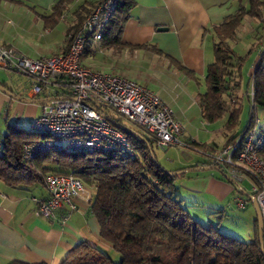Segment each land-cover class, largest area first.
<instances>
[{
	"label": "trees",
	"instance_id": "16d2710c",
	"mask_svg": "<svg viewBox=\"0 0 264 264\" xmlns=\"http://www.w3.org/2000/svg\"><path fill=\"white\" fill-rule=\"evenodd\" d=\"M71 1L59 0L54 4L52 13L43 17L45 22H55L56 17ZM247 2L248 8L239 6L235 13L214 27V61L207 66L204 77L206 88L198 96V105L205 122L213 123L225 113L228 115L224 122L225 140L219 148L249 129L254 124L253 117L257 108H264L262 50L253 70L247 76V89L249 90L251 83L253 88L252 99L248 94L246 96L249 104L248 119L244 128L235 132L242 112V97L238 93H232V89L239 88L243 64L257 45L240 56L229 42L236 39V30L245 16L260 21L264 17V0ZM134 4L135 0H117L100 41L104 40L106 44L120 42V34ZM84 11L85 8L80 9L78 21L68 30L69 36L82 24L88 13L87 11L82 15ZM69 42L68 38L66 51ZM234 75L238 77V81L230 87ZM0 87L4 89V86ZM94 107L126 136L128 148L117 146L110 151L96 153L42 152L25 161L21 155L22 145L26 142H38L43 139L42 135L8 124L7 132L1 140L0 181L5 185L21 187L34 183L43 184L45 175L57 173L72 174L87 186L95 187L89 213L97 220L101 239L111 245V251L118 254L119 260L115 262L106 254L110 249L104 250L83 241L74 247L61 264H264V255L261 254L258 243L256 219L254 240L246 242L222 231L220 226L224 210L209 211L204 220H200L191 211V204L178 194L177 180L181 175L211 166L204 165L207 162L204 157L193 166L166 169L157 161L153 138L142 127L136 125L137 130L127 129L111 120L105 113L104 106ZM258 130L264 134L259 124ZM190 143L196 149V143ZM200 147L213 152L219 149L214 144L207 147L201 144ZM259 155L264 159V147ZM224 176L231 182L225 173ZM215 214H218L217 222L210 218ZM6 264L29 263L11 260Z\"/></svg>",
	"mask_w": 264,
	"mask_h": 264
},
{
	"label": "crops",
	"instance_id": "0c3cea01",
	"mask_svg": "<svg viewBox=\"0 0 264 264\" xmlns=\"http://www.w3.org/2000/svg\"><path fill=\"white\" fill-rule=\"evenodd\" d=\"M58 1L0 0V45L12 46L29 57L64 54L68 30L78 21L80 9L85 8L84 15L96 0H72L56 21L49 24L43 17L52 13V7ZM239 6L248 8L247 0H135L120 34V42L106 44L103 40L88 43L80 56V64L93 71L104 70L127 77L158 94L184 127L180 139L183 136V141L196 143L197 150L188 151L200 153L202 161L203 153L213 151L197 145L200 142L195 134L186 137V132L197 121L204 122L198 96L205 91L207 66L214 61V27L235 13ZM261 35L258 45L264 43V34ZM256 60L257 54L247 69V75L253 70ZM0 85L13 95L0 87V114L6 115L5 126L9 124L25 130L18 125L25 119L30 127L48 100H19L6 81ZM66 93L67 87L55 84L38 97H31L28 90L26 99H50ZM236 128L237 133L244 127ZM225 131L219 127L215 131L220 133L223 142ZM211 144L219 148L223 143L220 145L213 138L204 145ZM200 161L187 162L181 167L193 166ZM186 176L189 180L184 181ZM180 178L177 182L180 193L200 220H204L202 211L205 209H220L216 206L222 203L231 189L228 181L206 170L188 171ZM45 196L42 183L9 187L0 181V264L11 260L29 264H61L83 241L104 250L111 248L101 239L97 220L89 212H73L64 222L59 217L47 219L37 216L36 200Z\"/></svg>",
	"mask_w": 264,
	"mask_h": 264
},
{
	"label": "built area",
	"instance_id": "2783aa9c",
	"mask_svg": "<svg viewBox=\"0 0 264 264\" xmlns=\"http://www.w3.org/2000/svg\"><path fill=\"white\" fill-rule=\"evenodd\" d=\"M116 4L117 0H96L80 27L69 36L64 54L29 57L12 46L0 45V67L28 77L31 97L44 95L55 84L67 87L66 94L48 99L31 122L29 129L43 139L22 145L23 160L50 151L96 153L117 146L128 148L126 136L95 109L96 105L108 107L142 127L159 148L175 145L193 149L190 142L180 139L184 127L158 94L127 77L93 71L80 64L87 44L101 40ZM247 94L251 100L252 83ZM253 121L243 134L215 152L203 153V157L207 161L204 165L225 169L230 181L236 184L240 193L233 199L236 208L245 209L255 198L264 243V159L259 155L264 147V134L258 130L259 119L255 114ZM246 177L252 184L248 192L242 186ZM43 186L46 196L36 200L37 216L59 217L64 222L73 212H89L94 186H87L72 174L57 173L45 175Z\"/></svg>",
	"mask_w": 264,
	"mask_h": 264
},
{
	"label": "rangeland",
	"instance_id": "374dc122",
	"mask_svg": "<svg viewBox=\"0 0 264 264\" xmlns=\"http://www.w3.org/2000/svg\"><path fill=\"white\" fill-rule=\"evenodd\" d=\"M261 34H264V28H262V21L256 18L252 17H244L242 20L241 25L236 30V39L234 41H231L229 44L233 49L236 50L237 54L240 56H243L251 47V45L256 44L258 45L257 41L262 37ZM262 39V38H261ZM257 49H254L252 53L249 55L246 62L243 64L242 67V78L240 81L239 88H233L232 93H238L239 96L242 97L241 104H242V112L239 117V124L236 130L242 129L246 125V121L248 119V100H247V69L248 67L253 63V60L260 54L262 50H264V43L258 45ZM25 75L5 70L2 67H0V82L6 81V83L13 88L14 92L17 94L16 97L19 100H25L28 101L29 99H26L27 92L30 88V80L28 77H24ZM238 81L237 76H233V79L230 82V87H232L233 83ZM24 96L23 98H19L20 95ZM104 111L107 114V116L114 120L115 122L119 123L121 126L127 128V129H135L137 130V126L130 122L128 119L119 116L114 110L104 107ZM255 115L259 119V125L262 130H264V108H257ZM12 116V114H11ZM6 115L0 114V146H1V140L3 138V135L7 132V128L5 126L4 118ZM228 115L225 113L221 119L213 122H202L197 121L195 125L190 127L189 131L186 132V137L188 135L195 134V138L198 142L201 144H208V142H211L213 138H215V141L218 144L223 143V139L220 135V133H216L217 128H224V122L226 121ZM9 123V122H8ZM20 127L24 128L26 131L28 130L29 123L23 119L20 121V124H18ZM215 130L213 133L212 131ZM185 136V135H184ZM181 139H185L183 136ZM207 142V143H204ZM207 147V146H205ZM155 155L157 158V161L164 167V168H176L181 167L184 164L189 163H196L200 161L201 154L196 152H190L184 148L177 147L175 145H169L166 146L165 149H158L155 148ZM207 173L213 174L217 176L221 180L228 181L225 176V169H221V171L216 169H207ZM226 175V173H225ZM181 177V176H180ZM179 177V178H180ZM181 179V178H180ZM193 179V178H191ZM189 180V177H184V181ZM180 180L178 179L177 182ZM229 182V181H228ZM231 189L230 191L225 195L222 203L220 205L216 206L222 210H224V216L221 223L220 228L222 231L227 233L228 235L237 237L243 241L249 242L254 240L255 233H256V227H255V219H256V213L254 210V207L251 203L247 205L245 209H238L235 207L233 203V199L236 195H240L239 191L237 190V186L234 182H229ZM242 186L244 187L245 191L248 192L251 189V181L248 177H246L243 182ZM178 194L181 195L180 190L178 188ZM229 205H228V204ZM220 209H214L211 211H216ZM203 215L202 217H205L207 215V211H202ZM213 222H217L218 220V214H215V216L210 217ZM108 256H110L115 262L119 260L118 254H116L114 251H111V249L106 253Z\"/></svg>",
	"mask_w": 264,
	"mask_h": 264
},
{
	"label": "water",
	"instance_id": "95a60500",
	"mask_svg": "<svg viewBox=\"0 0 264 264\" xmlns=\"http://www.w3.org/2000/svg\"><path fill=\"white\" fill-rule=\"evenodd\" d=\"M8 94L13 96L10 92H8ZM44 100H48V99H33V100H28L26 102H42ZM207 169H216V170L221 171L220 168L217 166H204V167H201L200 170H207ZM251 204L253 205L255 213H256V225H257L258 243H259L260 251H261V254L264 255V243H262V218H261V214H260L257 202L254 197L251 198Z\"/></svg>",
	"mask_w": 264,
	"mask_h": 264
}]
</instances>
